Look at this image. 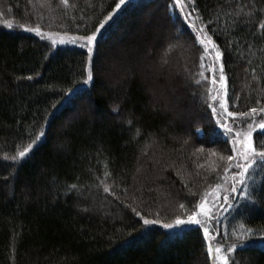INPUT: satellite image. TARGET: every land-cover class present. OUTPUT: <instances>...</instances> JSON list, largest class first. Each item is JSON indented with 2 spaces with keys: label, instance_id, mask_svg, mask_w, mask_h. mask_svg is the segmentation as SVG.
Returning a JSON list of instances; mask_svg holds the SVG:
<instances>
[{
  "label": "trees",
  "instance_id": "16d2710c",
  "mask_svg": "<svg viewBox=\"0 0 264 264\" xmlns=\"http://www.w3.org/2000/svg\"><path fill=\"white\" fill-rule=\"evenodd\" d=\"M118 3L0 0V264H213L202 226L164 227L194 213L223 175L228 155L212 171L200 147L227 154L230 143L224 122L213 124L216 74L191 27L204 26L222 53L224 115L249 113L226 116L242 129L260 117L251 109L264 108V0H190L186 11L175 0ZM153 6L174 29L167 42L140 26L141 10ZM92 34L91 51L53 43ZM177 65L180 106L197 108L187 121L163 107L182 99L172 85L181 76L151 87ZM252 139L261 150L264 129ZM246 190L217 216L213 239L238 245L229 264H264V169Z\"/></svg>",
  "mask_w": 264,
  "mask_h": 264
},
{
  "label": "rangeland",
  "instance_id": "374dc122",
  "mask_svg": "<svg viewBox=\"0 0 264 264\" xmlns=\"http://www.w3.org/2000/svg\"><path fill=\"white\" fill-rule=\"evenodd\" d=\"M176 2V7H178L179 9H181L182 11H186L189 7L190 4V0H175ZM158 11H160L158 9ZM187 18L192 19L191 22H193L195 24V19L193 18V16H191L190 13H187L186 16ZM139 19L141 21V27L142 30L146 31V30H150L152 31V39L153 41L156 40H160L164 42L169 41V39L171 38V36L174 34V29L171 28V26L169 25L167 19L165 20L162 13H158L156 11V9H154V6L151 8H147L145 10H141L140 14H139ZM192 23V24H193ZM193 24V25H194ZM191 29L193 31L196 32V34L198 35V38L200 39V36L203 34L202 32H200L201 29H203V32H205L204 30V26H201L200 24L196 27H191ZM55 41H58L60 43L61 40H64V43H70V44H78V45H84L85 47H87L88 49H90L92 47V44H88L87 41L85 39L82 38H71V37H62V38H57L54 37ZM74 40L75 42H70ZM204 48L205 50L209 53V56L211 58V62L213 63V67H212V72H214L216 74V76L211 77V86L213 87V112H212V118H213V124L216 126L218 124V126L220 127V123L222 124L221 121L224 122V124H227L229 128L232 129V134L233 137H231V135L229 133H227L226 135L229 137L230 139V143L228 145V151L227 154H225L226 150H224V152H221L220 150H209V149H205L204 147H200L201 150H203L204 153L208 154L209 157V161H211L212 163V171L214 170H218L221 166V164L223 163V159L226 155L228 156H235L236 153L233 151V144H234V137L236 135L237 132H241L242 131H247L248 130V125L251 124L253 127V131H255V129L257 128V125L264 121V113H261L259 116L260 117H255V121L254 119H252V121L249 124H245L246 127L243 126V128H239V129H234L233 128V123H229L228 124V118L226 116L228 115H224V94H225V88H224V81H221V70L219 67V59L216 58V51L217 49L215 47H213L212 45H205L204 44ZM90 51V50H89ZM163 62V61H162ZM166 63V61L164 62ZM163 64V63H162ZM167 64V63H166ZM160 68V65H153V71H155V73H158L160 70L158 69ZM161 69V68H160ZM179 69L183 72L184 69L181 68L179 65L177 66H171V68H165L164 70L165 75L163 77L159 78V81L156 82L154 81V83L151 85L152 89H155V87H167V85L170 84V82L172 83L173 80H175V76L177 77L178 75L182 77V72L180 74ZM216 71V72H215ZM218 72V73H217ZM159 74V73H158ZM183 78V77H182ZM180 78V81H174L172 83L174 89L178 90L179 93L182 96V99L179 100L177 103L176 102H171V97H168V99L164 102V108L165 110H170L174 113V116L176 115V118H178L181 121H187V112H191V114L195 115L197 108L194 107V101L192 103L189 102V106H186V109L182 108L180 105L183 104V102L186 100L185 98V85H184V78L182 79ZM179 103V104H178ZM215 103V106H214ZM196 116V115H195ZM225 116V117H224ZM246 128V129H245ZM195 131L199 134L200 131H198V129H195ZM207 138L203 139V141L205 142ZM202 144V142H201ZM236 148H239V145H236ZM214 149V148H213ZM207 151H209V153H207ZM230 153V155H229ZM227 156V157H228ZM21 159V158H20ZM240 163H243L242 160L239 161ZM229 163H233V162H229L228 160H226V166H228ZM211 168H209L211 170ZM261 168H256L254 171H251L249 173V176L251 177V179L248 181V185L252 180V177L254 176V174H256ZM238 169H236L235 167L231 168L229 170L228 173H225L224 171L222 172V176L219 177V179L217 181H215L214 185H212L211 187L207 188L204 192V196L202 197L200 203L203 202L204 198L207 197V199L209 201H213L215 199H219L220 203L223 204V207H220L219 205H217V207L215 209H213V213L214 216L209 218L208 221L206 223L203 224V228L207 227L210 230V236L215 238H219V231L217 230V228L214 227V225L216 226L217 221L216 218L217 216H220V218H224L227 216V214L229 213L231 208H228V203L225 202L223 200V196H229V200L230 202L233 204L234 208L238 205L239 201L242 199L243 196H241V192L240 189L238 187V191L236 193H231L230 189L232 187V179L231 176L233 173L237 172ZM160 174V172L157 170L155 171V177H158ZM220 187H217V186ZM247 191V190H246ZM235 204V205H234ZM199 205L198 204V208L197 210L194 212L198 215V218L200 219H204L202 216L199 215ZM194 213H192L191 215H193ZM189 215V216H191ZM189 216H187L186 218H184L183 220H187L189 218ZM174 224V223H173ZM189 225H195V224H185V225H179V226H174V228H180V227H186ZM239 232H237L240 235H243L244 233H246L247 231L242 232L240 229H238ZM219 239H212L211 241L207 238L208 244L211 243L212 246L215 247H221L222 248V252L220 253V255H227V244L224 246L223 243H221L219 241ZM264 242V239H262L260 241V243ZM229 247V246H228ZM212 258V256H211ZM212 263L213 264H222V261H216L212 258Z\"/></svg>",
  "mask_w": 264,
  "mask_h": 264
},
{
  "label": "snow or ice",
  "instance_id": "6c2138e0",
  "mask_svg": "<svg viewBox=\"0 0 264 264\" xmlns=\"http://www.w3.org/2000/svg\"><path fill=\"white\" fill-rule=\"evenodd\" d=\"M64 3H67L68 0H63ZM127 2V0H119V3L116 5V9H120L122 5H124ZM106 19H111V14ZM7 27L12 28L15 25L13 23L5 21ZM22 28H25V30L28 31H35L37 34H41V29L37 26L36 28H26L24 25H19ZM103 27V25H101ZM264 27V25H262ZM203 34L200 36V43L207 45H212L213 47H218L214 44V41L212 40V37L207 35L206 32H203V29L200 30ZM82 39H85L87 43L90 45L95 40V34L89 35L87 37H83ZM64 40H61L60 43H64ZM70 42H75L74 40ZM53 43H56V41H53ZM91 51V48L89 49ZM222 53L218 50L216 51V58L219 59L221 57ZM203 59V57L201 58ZM221 72L223 71V64L220 66ZM88 79H92V73L89 71ZM224 80L223 75L221 76V81ZM252 114L257 113V111L264 113V108H260L259 110L256 108H253L250 110ZM237 115L248 117L249 113H232L229 112L228 116L235 117ZM222 128L225 129L226 133H231L232 129L229 128L226 124L221 125ZM258 128L264 129V121L260 122L257 125ZM252 131L253 127L251 124L248 125L247 131H241L237 132L234 139L233 144V151L236 153L235 156H228L227 160L229 162L228 166H226L223 171L225 173H228L229 170L233 167L238 169L237 172L233 173L231 176V179L233 181L232 187L230 189L231 193H236L238 191V187L241 192V196L244 198H248V194L246 189L248 188V181L251 179L249 176V173L251 171H254L256 168L264 169V143H261L260 148L261 150H257L256 147L253 145V139H252ZM42 135V134H41ZM39 137H36V140H38ZM36 140H33L32 143L28 144L27 147H24L23 150L18 151L17 155L12 156V160H18L20 158H24L32 149L33 145L36 143ZM239 145V148H236V145ZM223 159V158H222ZM242 160L243 163H240L239 161ZM217 187H220L219 185ZM109 189L105 187V191H108ZM223 200L228 203V208H232L233 204L229 200V196H223ZM219 205L220 207H223L224 205L220 203L219 199H215L213 201H209L207 197L204 198L203 202L199 205V215L202 216L204 219L198 218V215L194 213L193 215L189 216L187 220H183L180 218H177L174 222V224H165V228H173L174 226L179 225H185V224H195L198 226H203L204 223L208 221L209 218L214 216L213 209H215ZM183 207V205H181ZM139 215V213H137ZM159 221H151L148 219L144 220V224H151V223H158ZM241 228L243 229V225H241ZM205 237L208 238L210 241L213 239V237L210 236V230L207 227L203 228ZM249 233L252 232L251 229L247 230ZM238 245L233 244L227 248L228 253H233L237 249ZM222 252L221 247H213L211 243L208 245V254L212 256V258L216 261H222V264H229V257L227 255H220Z\"/></svg>",
  "mask_w": 264,
  "mask_h": 264
}]
</instances>
